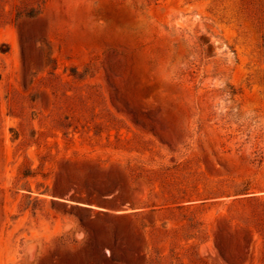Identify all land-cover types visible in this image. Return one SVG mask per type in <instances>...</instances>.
<instances>
[{
	"label": "rangeland",
	"instance_id": "rangeland-1",
	"mask_svg": "<svg viewBox=\"0 0 264 264\" xmlns=\"http://www.w3.org/2000/svg\"><path fill=\"white\" fill-rule=\"evenodd\" d=\"M243 192L264 0H0V264H264Z\"/></svg>",
	"mask_w": 264,
	"mask_h": 264
},
{
	"label": "trees",
	"instance_id": "trees-1",
	"mask_svg": "<svg viewBox=\"0 0 264 264\" xmlns=\"http://www.w3.org/2000/svg\"><path fill=\"white\" fill-rule=\"evenodd\" d=\"M247 193L243 192L241 195H245L246 200L247 201H254V200H259V199H264V197H259V196H255V195H246Z\"/></svg>",
	"mask_w": 264,
	"mask_h": 264
}]
</instances>
